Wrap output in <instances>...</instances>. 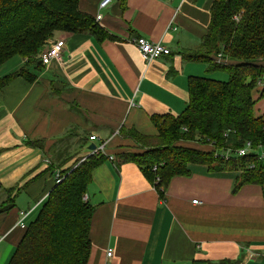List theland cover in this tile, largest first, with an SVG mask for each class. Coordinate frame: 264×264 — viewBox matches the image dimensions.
I'll list each match as a JSON object with an SVG mask.
<instances>
[{"label": "crops", "instance_id": "1", "mask_svg": "<svg viewBox=\"0 0 264 264\" xmlns=\"http://www.w3.org/2000/svg\"><path fill=\"white\" fill-rule=\"evenodd\" d=\"M100 1L80 0L79 8L101 13L97 22L114 37L58 31L62 61L43 65L18 54L4 62L20 56L13 68L0 66V77L25 68L0 90V264H9L24 236L21 212L28 224L35 220L54 186L51 162L67 167L102 142L106 160L86 191L95 207L87 264H264V184L234 192L238 172L198 164L191 175L171 178L161 195L140 166L118 157L142 150L120 135L123 126L157 134L153 114L182 113L189 77L208 75L206 64L185 57L208 34L214 0H113L105 9ZM138 36L172 51L147 63ZM11 187L18 189L13 205L3 209Z\"/></svg>", "mask_w": 264, "mask_h": 264}, {"label": "trees", "instance_id": "2", "mask_svg": "<svg viewBox=\"0 0 264 264\" xmlns=\"http://www.w3.org/2000/svg\"><path fill=\"white\" fill-rule=\"evenodd\" d=\"M79 2L0 0V66L18 54L42 64V52L58 31L92 32L100 40L114 37L96 16L82 11ZM212 4L208 34L199 49L185 57L206 64L208 72L189 77L186 108L179 115L153 114L158 128L153 136L126 126L119 130L142 150H124L118 157L140 166L161 195L171 178L191 175L192 165L198 164L207 166L211 173L238 172L234 192L244 184H264V162L258 152L237 155V149L247 141L255 147L264 146V113H255V103L264 97V84L259 86V82L264 83V0H214ZM24 72L21 67L0 77V90L11 77ZM213 72L226 74V78L212 76ZM27 76L33 78L30 73ZM257 88L261 92L258 98ZM183 141L208 149L182 145ZM81 159L67 167L51 162L48 171L55 174L56 169L61 170L63 179L55 181L38 216L25 227L9 264H87L95 207L83 196L95 166L106 160V155ZM154 165L158 168L153 171ZM157 177L159 181H155ZM17 190H5L3 209L13 205Z\"/></svg>", "mask_w": 264, "mask_h": 264}, {"label": "built area", "instance_id": "3", "mask_svg": "<svg viewBox=\"0 0 264 264\" xmlns=\"http://www.w3.org/2000/svg\"><path fill=\"white\" fill-rule=\"evenodd\" d=\"M112 1L113 0H101L99 2L100 9H105V7H107ZM101 17H102V14L98 13L96 15V20L101 19ZM135 44L137 45L138 50H140L144 61L147 63L151 62V60L153 59L160 58L162 56L170 54L172 51L168 46L163 45L162 43H159V42H154L152 40H149L144 36H138L137 38H135ZM64 46H65V39H51V41L47 45L46 50L42 52V55H41L42 64L48 65V63H50L52 60L59 61V62L62 61V49ZM261 83L262 82H259V84ZM95 138H96V134L90 135V140H94ZM105 148H106V142H102L101 145H97L95 149L91 150L90 155L104 153ZM257 152H258L257 155L259 156V158L262 159L264 162V146L263 145L255 147L253 146L251 141H247L240 149H237L238 156L248 155V154L257 153ZM227 154H230V151H228ZM110 157L114 158L113 155H111ZM85 158L86 157H84L82 160H84ZM157 168L158 167L154 165L153 171L157 170ZM62 179H63V176L61 174V170H57L55 173V181L60 182ZM159 180L160 178L157 177L155 181H159ZM83 199L88 200L86 194L83 196ZM197 202L198 200H194V203H197ZM27 216H28L27 211L21 212L20 219L18 221V225L21 228H25L28 225ZM112 253H113V248L112 249L109 248L107 250V256L111 257Z\"/></svg>", "mask_w": 264, "mask_h": 264}, {"label": "rangeland", "instance_id": "4", "mask_svg": "<svg viewBox=\"0 0 264 264\" xmlns=\"http://www.w3.org/2000/svg\"><path fill=\"white\" fill-rule=\"evenodd\" d=\"M49 44V43H48ZM46 48H47V46H46ZM20 56H18V57H15V58H13L11 61H8L7 63H5L4 64V66H2L3 68L5 67V68H7V69H11V68H13L14 67V62H16V60H18V58H19ZM203 73H205V71H203ZM0 74H1V69H0ZM223 76H225V75H223ZM228 78V77H227ZM222 79V78H221ZM257 91H258V88L257 89H255V94H258L257 93ZM261 93V92H260ZM260 103V101L258 102V103H256V112H258V110H264V103H263V106L262 107H260L258 104ZM121 135V134H120ZM183 142H187L186 143V145H190V146H197V147H201V148H204V149H208V147L207 146H204V145H201V144H199V143H195V142H188V141H183ZM183 142H180V143H183ZM84 158V157H83ZM82 158V159H83ZM82 159L80 160V161H82ZM85 195V194H84Z\"/></svg>", "mask_w": 264, "mask_h": 264}, {"label": "water", "instance_id": "5", "mask_svg": "<svg viewBox=\"0 0 264 264\" xmlns=\"http://www.w3.org/2000/svg\"><path fill=\"white\" fill-rule=\"evenodd\" d=\"M95 147H96V144L93 143L89 148L93 150L95 149Z\"/></svg>", "mask_w": 264, "mask_h": 264}]
</instances>
